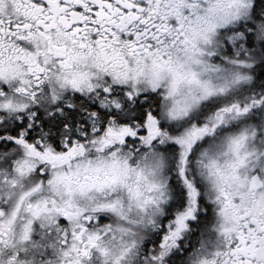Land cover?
Wrapping results in <instances>:
<instances>
[{"label":"snow or ice","instance_id":"6c2138e0","mask_svg":"<svg viewBox=\"0 0 264 264\" xmlns=\"http://www.w3.org/2000/svg\"><path fill=\"white\" fill-rule=\"evenodd\" d=\"M0 264H264V0H0Z\"/></svg>","mask_w":264,"mask_h":264}]
</instances>
